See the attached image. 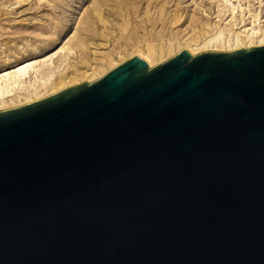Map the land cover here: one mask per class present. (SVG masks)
I'll list each match as a JSON object with an SVG mask.
<instances>
[{"label":"water","instance_id":"obj_1","mask_svg":"<svg viewBox=\"0 0 264 264\" xmlns=\"http://www.w3.org/2000/svg\"><path fill=\"white\" fill-rule=\"evenodd\" d=\"M0 264H264V44L0 111Z\"/></svg>","mask_w":264,"mask_h":264},{"label":"rangeland","instance_id":"obj_2","mask_svg":"<svg viewBox=\"0 0 264 264\" xmlns=\"http://www.w3.org/2000/svg\"><path fill=\"white\" fill-rule=\"evenodd\" d=\"M220 29L226 38L240 31L244 38L238 45L205 46ZM261 29L264 0H0V74L27 63L34 64L31 76L39 66L65 72L54 89L27 82L33 90L41 86L38 97L14 91L0 111L93 82L137 54L154 67L184 49L200 54L262 45L244 36Z\"/></svg>","mask_w":264,"mask_h":264},{"label":"bare ground","instance_id":"obj_3","mask_svg":"<svg viewBox=\"0 0 264 264\" xmlns=\"http://www.w3.org/2000/svg\"><path fill=\"white\" fill-rule=\"evenodd\" d=\"M231 26H232V24H231ZM220 30H219V32L213 34L211 36V38L207 40V42L205 43V46H209L210 44H212V47L215 46L216 48H220L222 46L223 47L227 46V44L231 43L232 41L236 42L235 45L236 44L238 45V43L240 44L242 42V40H243L242 38H244L243 36H242V38L240 37L242 35L241 34L242 31L236 32L234 34V35H236V37L233 35L235 37V39H232V37L231 38H228V37L226 38V36H228V35L224 36L223 31L222 30L220 31ZM229 30H230V28H229ZM230 32H231V30H230ZM227 34H229V33H227ZM231 34H233V33H231ZM244 36L246 37V39L248 38L250 40L253 39V38H256V39H258L257 40L258 42L262 43V42H264V29H261L260 32L254 31L252 33H249V31H247L244 34ZM158 50H159L158 51L159 53L156 52L157 50H153V48H152V51L155 52V55H160L159 56V58H160L162 52H163V55H164V50L163 49H158ZM153 54L154 53L152 52V55ZM8 58H10V57H8ZM147 58L151 60L152 57L150 58V54H148ZM7 62H9V61L7 60ZM15 62H16V60H15ZM33 67H34V64L27 63V64H24V65H22L20 67H17L14 70L9 71V72H7L5 70V73L0 74V104L1 105L2 104H7L6 103L7 102L6 98H8L7 96H9V95L11 96V93L14 92V91H17V90L18 91L22 90L23 93H25L26 95H29V96L35 93L36 94L35 96L38 97L39 94L37 93V91L35 92V89L40 88L41 86H33V87H35L34 90H33V89H30L28 87L27 82H29L30 84L32 83V85L33 84L37 85L36 83L37 82L39 83V81H40L42 86H45V87L49 86L51 89H54V88H57L59 86V84L64 81L65 72L57 73L58 71L55 70L54 68H52V66H48L46 68L43 67V66H42L43 68H40V66H39V68L37 67V69L34 68L35 69L34 70L35 75L31 76L30 68H33ZM55 75H56V77H55ZM28 78H29V80H27ZM15 95H16V93H15Z\"/></svg>","mask_w":264,"mask_h":264}]
</instances>
